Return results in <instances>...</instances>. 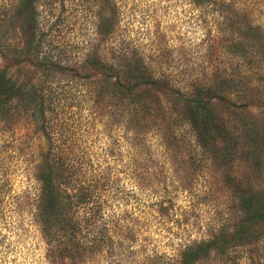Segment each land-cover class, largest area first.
Returning <instances> with one entry per match:
<instances>
[{
    "label": "rangeland",
    "instance_id": "374dc122",
    "mask_svg": "<svg viewBox=\"0 0 264 264\" xmlns=\"http://www.w3.org/2000/svg\"><path fill=\"white\" fill-rule=\"evenodd\" d=\"M18 2L0 0V69L49 95L58 134L45 135L77 149L105 180L102 211L114 245L79 264H153L175 259L193 241L231 231L241 214L226 178L252 177L248 162L238 154L223 167L202 153L168 92L155 95L152 116L144 113L136 126L111 101L89 111V49L106 60L140 57L154 79L186 95L194 85L232 79L214 102L216 112L237 132L257 131L240 141L260 143L264 162V0H34L36 48L22 65L9 57L23 47ZM111 9L116 23L104 38L97 34L98 15ZM247 27L253 29L242 41ZM258 35L260 42L253 40ZM45 138L21 111L0 124V264H53L32 221L39 190L34 168ZM261 174L250 181L256 189L264 187ZM229 255L200 264H264V240Z\"/></svg>",
    "mask_w": 264,
    "mask_h": 264
},
{
    "label": "trees",
    "instance_id": "16d2710c",
    "mask_svg": "<svg viewBox=\"0 0 264 264\" xmlns=\"http://www.w3.org/2000/svg\"><path fill=\"white\" fill-rule=\"evenodd\" d=\"M191 1L200 4L207 0ZM105 3L106 0H101V5ZM16 11L24 36L23 47L18 55L9 57L22 65L24 58L31 56L36 48L38 24L34 0H19ZM108 13L99 12L98 15L97 34L104 38L110 35L116 23L114 11L111 9ZM4 15L0 13V23ZM252 29L247 27L245 33L240 34L242 41ZM260 37L253 40L260 42ZM242 41L234 44L236 52L242 51ZM2 56L6 57L5 54ZM57 70L60 69L57 67ZM231 81L222 78L210 85H194L186 95L173 90L165 79H154L140 57L119 54L106 60L93 48L89 49V111L111 101L114 104L111 107L120 111L129 124L135 120L136 126V120L142 115L152 116L151 104L159 97L155 95L168 92L174 97L171 104L177 109L175 114L189 125L202 153L223 167L239 154L248 162L252 177L259 178L264 172L261 144L254 139L247 143L240 141L257 131L252 128L237 132L216 112L214 102L223 99V90ZM43 93L42 88L10 77L8 68L0 69V124L21 111L29 114L36 130L46 136L47 145L34 168L39 190L32 211V221L38 224L46 238V258L53 264H64L65 260L79 264L88 255L99 254L104 248L108 252L114 245V233H110L102 211L105 180L103 173L81 159L77 149L64 148L58 142H51L47 132L45 135L47 130H53L55 136L58 132L52 121L51 98ZM242 107L232 106L237 110ZM252 177L245 181L231 175L226 178L241 214L231 231L220 230L207 239L193 241L175 259L159 257L153 259V264H200L211 257L227 259L229 252L249 248L264 240V187L256 189L250 182Z\"/></svg>",
    "mask_w": 264,
    "mask_h": 264
}]
</instances>
